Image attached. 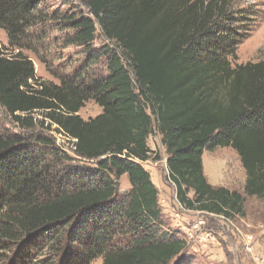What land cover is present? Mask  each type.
I'll list each match as a JSON object with an SVG mask.
<instances>
[{
	"label": "trees",
	"instance_id": "obj_1",
	"mask_svg": "<svg viewBox=\"0 0 264 264\" xmlns=\"http://www.w3.org/2000/svg\"><path fill=\"white\" fill-rule=\"evenodd\" d=\"M78 1L58 16L44 0H0V29L18 50L0 45V108L23 131L0 128V242L25 239L22 258L38 248L55 264H196L164 227L141 162L151 158L154 120L183 208L245 215L242 195L203 173V152L217 147L238 154L244 193L264 198V60L232 65L256 15L233 0ZM46 20L85 51L58 83L41 80L21 52ZM89 99L102 111L85 120L78 113ZM49 131L66 136L75 157ZM122 175L129 190L120 194Z\"/></svg>",
	"mask_w": 264,
	"mask_h": 264
},
{
	"label": "rangeland",
	"instance_id": "obj_2",
	"mask_svg": "<svg viewBox=\"0 0 264 264\" xmlns=\"http://www.w3.org/2000/svg\"><path fill=\"white\" fill-rule=\"evenodd\" d=\"M78 3V0H44V9L46 12L54 11L59 16L62 13H71ZM233 3L238 7H250L256 18L250 36L238 45L237 58L232 60V65L264 60V0H233ZM64 35L63 26L50 20L30 29L21 52L32 60L35 73L41 80L58 83L60 77L72 73L85 61V51L74 45H66ZM102 42L103 37L98 31L93 44L98 47ZM0 45L8 48V38L1 29ZM8 50L12 54L18 51L13 48ZM93 67L105 73L103 62H98ZM101 111V107L89 99L78 114L87 120ZM152 126L147 140L152 151L151 158L141 162V165L148 171L157 188L164 227L177 231L186 240L188 254L194 257L196 264H264V198L250 197L244 193L245 172L238 154L231 147L206 149L202 155L203 173L211 185L225 187L241 194L244 198L245 215L227 219L213 213L185 209L177 201L175 187L168 178L166 153L154 120ZM0 128L13 133H23L9 121L1 108ZM39 130L40 128L35 129ZM47 134L57 147L75 157L71 151L72 143H69L66 136L55 131H49ZM156 155L158 158H154ZM128 190L127 177L122 175L118 180V191L121 194ZM192 195L193 192L190 191L188 196ZM199 219L203 220V224L192 230V224ZM189 230L194 234L207 232L211 240L200 241L196 235L189 239ZM26 244L28 243L25 239L16 243L0 242V264H44L45 257L51 259L47 264L57 262L52 252L39 253L38 248H28V258H22L21 253Z\"/></svg>",
	"mask_w": 264,
	"mask_h": 264
},
{
	"label": "built area",
	"instance_id": "obj_3",
	"mask_svg": "<svg viewBox=\"0 0 264 264\" xmlns=\"http://www.w3.org/2000/svg\"><path fill=\"white\" fill-rule=\"evenodd\" d=\"M202 224H203V220L199 219L198 221H196V222H194L192 224V230L198 229V226L199 225H202ZM195 235H196V238H198L200 241L207 242V241H210L211 240V237L209 236V234L207 232H201V233H198V234H194L193 231H191V230H189L187 232V237L189 239H192Z\"/></svg>",
	"mask_w": 264,
	"mask_h": 264
},
{
	"label": "bare ground",
	"instance_id": "obj_4",
	"mask_svg": "<svg viewBox=\"0 0 264 264\" xmlns=\"http://www.w3.org/2000/svg\"><path fill=\"white\" fill-rule=\"evenodd\" d=\"M229 162V161H228ZM238 164V163H237ZM236 169H238V168H236Z\"/></svg>",
	"mask_w": 264,
	"mask_h": 264
},
{
	"label": "crops",
	"instance_id": "obj_5",
	"mask_svg": "<svg viewBox=\"0 0 264 264\" xmlns=\"http://www.w3.org/2000/svg\"><path fill=\"white\" fill-rule=\"evenodd\" d=\"M197 213H199V212H197ZM202 213V212H201Z\"/></svg>",
	"mask_w": 264,
	"mask_h": 264
}]
</instances>
